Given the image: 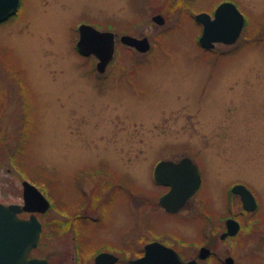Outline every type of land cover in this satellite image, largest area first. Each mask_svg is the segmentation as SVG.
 Listing matches in <instances>:
<instances>
[{"label":"rangeland","instance_id":"1","mask_svg":"<svg viewBox=\"0 0 264 264\" xmlns=\"http://www.w3.org/2000/svg\"><path fill=\"white\" fill-rule=\"evenodd\" d=\"M142 1L20 0L0 23V203L22 207L24 181L48 200L29 257L50 264H94L103 250L127 264L152 240L184 251L212 234L214 257L203 264H264V0H232L245 11L244 36L203 55L192 23L176 32L171 16L158 26L160 0ZM140 19L144 56L119 42ZM80 23L117 35L102 74L75 48ZM257 31L261 42L245 37ZM182 157L203 178L169 215L152 166ZM237 183L255 212L228 193ZM217 215L240 221V233L221 241Z\"/></svg>","mask_w":264,"mask_h":264},{"label":"water","instance_id":"2","mask_svg":"<svg viewBox=\"0 0 264 264\" xmlns=\"http://www.w3.org/2000/svg\"><path fill=\"white\" fill-rule=\"evenodd\" d=\"M20 0H0V23L14 16L19 8ZM153 20L164 24L162 16ZM197 20L204 25L200 44L203 48L212 49L219 42L232 45L236 42L244 25L243 16L232 3L221 4L215 12L214 21L207 15H198ZM76 49L83 57L94 56L97 59L96 71L105 72L112 62L115 53V35L112 32H101L90 25L81 24L78 27ZM120 43L135 49L139 53L150 50L147 38L137 39L130 35H122ZM154 181L168 186L167 193L159 198L160 206L168 213L178 212L199 188L201 178L198 168L187 158L179 162L160 161L154 169ZM231 192L240 197L242 208L246 212L257 209V201L253 194L241 184L235 185ZM23 206L0 203V264H50L41 258H29L30 252L38 245L42 231L41 223L36 215L46 213L50 204L43 194L30 183H22ZM30 214L29 218H20V213ZM226 232L221 240L235 236L240 231V224L235 219L226 221ZM210 255L209 249L202 247L198 254L199 260H205ZM117 258L109 253H100L94 258V264H115ZM231 257L225 259V264H233ZM129 264H199L192 260L184 262L171 248L159 242H151L144 247V256L129 261Z\"/></svg>","mask_w":264,"mask_h":264},{"label":"flooded vegetation","instance_id":"3","mask_svg":"<svg viewBox=\"0 0 264 264\" xmlns=\"http://www.w3.org/2000/svg\"><path fill=\"white\" fill-rule=\"evenodd\" d=\"M146 1V0H145ZM151 2H159V0H150ZM179 1V2H178ZM204 1H206V0H160V2H159V4H158V6L156 5L155 7L157 8V9H159V7H160V9L161 10H159V12L157 13V14H154V15H152L151 16V21L154 23V24H156V25H158V26H161V27H163L166 23H167V20L171 17V16H176L177 17V22H179L178 23V25L179 26H174L173 28L176 30V32H178V28L177 27H179V31H182L183 30V27L185 28V27H187V22H190V23H192L193 25H192V28H194L193 29V31L195 32L194 33V35H193V37H192V39H193V42L195 43H197V45L196 46H198L199 47V53L200 54H205V53H208V52H212L213 50H214V48H215V46L216 45H218V44H221V45H225V46H233V45H235L238 41H240L241 40V38L244 36V32L246 31V26H247V24H246V14H244V12L242 13V9L239 7L240 5L237 3V5H236V3H235V1H232V0H222V1H220V0H211V2H210V4H207V3H205ZM135 2H137V0H135ZM142 2H144V0L142 1ZM177 2H178V5H177ZM223 3H232L233 5H235V7L238 9V11H239V13L243 16V19H244V25H243V28H242V30H241V32H240V34H239V37H238V39L236 40V42L234 43V44H232V45H226V44H223V43H219V42H217V43H215L214 44V47L212 48V49H206V48H203L202 46H201V44H200V38L203 36V32H204V25L200 22V21H198L197 20V16L198 15H207L208 17H209V20L210 21H214V19H215V12H216V10L218 9V7L221 5V4H223ZM166 10H168L169 11V13L170 14H168V13H166ZM161 12V13H160ZM172 14V15H171ZM157 15H160V16H162L163 17V19H164V24L163 25H159V24H157L154 20H153V18L155 17V16H157ZM7 21V20H6ZM141 21H142V19H140V20H136L132 25H131V29H132V33H133V37L134 38H137V39H142V38H147V40H148V42H149V44H150V50H151V43H150V41H149V39H148V37L147 36H138V29H139V26L141 25ZM5 22V21H4ZM1 23H3V22H1ZM262 24V23H261ZM246 34V33H245ZM114 35H115V41H116V37H117V35L114 33ZM126 35H128V34H126ZM181 35H182V33H181ZM122 36V35H121ZM120 36V37H121ZM245 37H249V38H251V40L252 39H255V40H257L258 39V37H259V35H258V31H257V33H251L250 35H246ZM257 41H260L261 42V40H257ZM133 51H135V53H137V54H140V55H142V56H144V55H146V54H148V52L147 53H145V54H141V53H139V52H137L136 50H134V49H132ZM150 52V51H149ZM215 60H217L216 58H215ZM2 104V103H1ZM0 104V105H1ZM194 163V162H193ZM195 164V163H194ZM155 167V164L152 166V176H153V168ZM198 168V167H197ZM198 170H199V168H198ZM199 175H200V178H201V182H202V174H201V172H200V170H199ZM160 186H162L163 188H166L167 190L163 193V194H161V195H159L158 196V199L157 200H159V198L162 196V195H164L165 193H167L168 191H169V187L168 186H163V185H160ZM231 187V186H230ZM230 187H228L227 189L228 190H230ZM196 194V193H195ZM194 194V195H195ZM194 195H193V197H194ZM193 197H191L186 203H185V205L193 198ZM239 197V196H238ZM240 199V198H239ZM184 205V206H185ZM242 206V205H241ZM162 208V207H161ZM163 209V208H162ZM163 211L164 212H166L164 209H163ZM180 212V210L177 212V213H173V214H171V213H167V214H169V215H176V214H178ZM22 216V213H20L19 214V216ZM218 217H217V219L219 218V219H221V218H224V230L222 231V233L220 234V240H221V235L222 234H224L227 230H226V221L228 220V219H230L231 217H228L227 215L226 216H219V215H217ZM207 217V216H206ZM20 218H22V217H20ZM208 219H210V217H207ZM232 219H235V218H232ZM91 220V219H90ZM236 221H238L237 219H235ZM91 221H94V222H96V220H91ZM239 222V224H240V231H241V223H240V221H238ZM240 231H239V233H240ZM238 233V234H239ZM237 235H235V236H228V237H226L225 239H223V240H221V241H226L227 239H231V238H235ZM160 240V239H159ZM177 240V239H176ZM213 240H215V236L212 234V236L210 235V237H208L204 242H207L205 245H202V246H200V248L198 249L197 247H195V245H190L189 247L188 246H186L185 248H183L184 249V251L182 250H179L178 251V247H172V246H168V245H166V244H164V243H162L161 241H156V242H159V243H161V244H163V245H165L166 247H168V248H171V249H173L179 256H180V258L184 261V262H189V261H192V260H195V261H197L199 264H203L204 262H207L208 260H210V259H212L213 257H214V253H213V250L211 249L212 248V246L214 245V243H213ZM151 242H155L154 240H152ZM151 242H148V243H151ZM147 243V244H148ZM179 244V243H178ZM146 245V244H145ZM202 247H205V248H207V249H209V251H210V255L208 256V258L207 259H205V260H199L198 259V254H199V251H200V249L202 248ZM114 250H115V248H113ZM102 252H105V250H103ZM120 252V251H119ZM118 252V253H119ZM106 253H108V251L106 252ZM117 253V252H116ZM190 253V254H189ZM109 254H111V255H113V256H115L116 258H117V262L115 263V264H119V262H120V258L117 256V255H115V254H113V253H109ZM30 255V254H29ZM142 256H144V249H143V251H142V254L141 255H139V256H137L136 258H134V259H126V263L127 264H129V261H131V260H135V259H139V258H141ZM228 258V257H227ZM234 260V259H233ZM224 264H225V260H224ZM233 264H235V261H234V263Z\"/></svg>","mask_w":264,"mask_h":264}]
</instances>
